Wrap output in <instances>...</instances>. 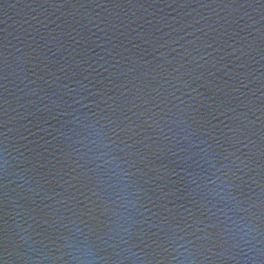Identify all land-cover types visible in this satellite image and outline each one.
Returning <instances> with one entry per match:
<instances>
[{
  "label": "water",
  "instance_id": "water-1",
  "mask_svg": "<svg viewBox=\"0 0 264 264\" xmlns=\"http://www.w3.org/2000/svg\"><path fill=\"white\" fill-rule=\"evenodd\" d=\"M0 264H264V0H0Z\"/></svg>",
  "mask_w": 264,
  "mask_h": 264
}]
</instances>
